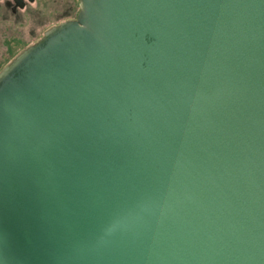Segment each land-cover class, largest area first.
<instances>
[{
	"label": "water",
	"instance_id": "1",
	"mask_svg": "<svg viewBox=\"0 0 264 264\" xmlns=\"http://www.w3.org/2000/svg\"><path fill=\"white\" fill-rule=\"evenodd\" d=\"M0 70V264H264V0H79Z\"/></svg>",
	"mask_w": 264,
	"mask_h": 264
},
{
	"label": "rangeland",
	"instance_id": "2",
	"mask_svg": "<svg viewBox=\"0 0 264 264\" xmlns=\"http://www.w3.org/2000/svg\"><path fill=\"white\" fill-rule=\"evenodd\" d=\"M79 6V0H35L17 15L0 9V69L49 28L74 19Z\"/></svg>",
	"mask_w": 264,
	"mask_h": 264
},
{
	"label": "flooded vegetation",
	"instance_id": "3",
	"mask_svg": "<svg viewBox=\"0 0 264 264\" xmlns=\"http://www.w3.org/2000/svg\"><path fill=\"white\" fill-rule=\"evenodd\" d=\"M34 1L35 0H0V9H4L6 7V9L10 10L14 15H17L20 11H24L26 9L28 3H32ZM1 63L2 61L0 60V64Z\"/></svg>",
	"mask_w": 264,
	"mask_h": 264
}]
</instances>
